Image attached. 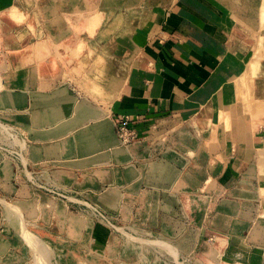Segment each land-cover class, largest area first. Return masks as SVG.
Segmentation results:
<instances>
[{
	"label": "crops",
	"instance_id": "0c3cea01",
	"mask_svg": "<svg viewBox=\"0 0 264 264\" xmlns=\"http://www.w3.org/2000/svg\"><path fill=\"white\" fill-rule=\"evenodd\" d=\"M248 1L0 0V121L26 136L25 169L0 173L25 179L17 208L57 237L55 264H264V18Z\"/></svg>",
	"mask_w": 264,
	"mask_h": 264
},
{
	"label": "rangeland",
	"instance_id": "374dc122",
	"mask_svg": "<svg viewBox=\"0 0 264 264\" xmlns=\"http://www.w3.org/2000/svg\"><path fill=\"white\" fill-rule=\"evenodd\" d=\"M246 2H249L246 0ZM18 14L17 9L13 11V15ZM262 15L264 18V0H262ZM26 157V136L20 133L19 130H15L5 122L0 121V164L6 163L9 160L11 162H19L21 168H23L24 159ZM15 164V163H14ZM22 183L18 181V184H10L4 175L0 173V195L2 199L0 201V264H10V259L13 258L14 262L22 259L23 264H55L57 260L58 250L52 245L53 238H57L55 235L52 237L50 233L36 232L32 230L34 227L31 223L25 219V213L19 207L17 208L16 202L18 200H24V193L16 194L14 187L23 190L25 187V179L21 178ZM36 186V185H34ZM42 189L39 186H36ZM0 196V197H1ZM90 205H96L102 211H104L98 204L87 202L83 206L87 209L85 213L93 217L101 225H105L108 228L119 233L122 239H131L136 242H140L143 245H154L150 241H138V239L132 238L130 234L123 232L115 224L111 215L105 212L115 227L109 225L105 220L98 219L93 210L90 209ZM25 224L29 232H31L38 241L43 245V249L36 248L34 251L32 245H29L27 236L23 234L21 228L25 230ZM117 227V230H116ZM30 233V236H31ZM32 235V236H33ZM147 240L153 239L152 237L142 236ZM165 250L162 247H158ZM137 248H134L136 251ZM12 254V255H11ZM19 258V259H18ZM15 264V263H14Z\"/></svg>",
	"mask_w": 264,
	"mask_h": 264
},
{
	"label": "built area",
	"instance_id": "2783aa9c",
	"mask_svg": "<svg viewBox=\"0 0 264 264\" xmlns=\"http://www.w3.org/2000/svg\"><path fill=\"white\" fill-rule=\"evenodd\" d=\"M133 120L128 117H121L115 121L116 132L121 142L125 144L131 143L133 140L137 139V132L133 129ZM90 209L93 210L94 214H96L97 218L105 220L109 225L115 227L109 216L98 208L96 205H90Z\"/></svg>",
	"mask_w": 264,
	"mask_h": 264
}]
</instances>
